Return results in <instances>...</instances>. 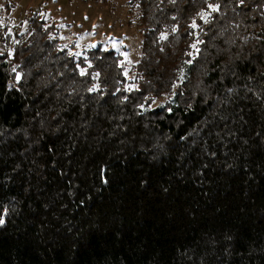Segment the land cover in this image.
<instances>
[{"label": "trees", "instance_id": "obj_1", "mask_svg": "<svg viewBox=\"0 0 264 264\" xmlns=\"http://www.w3.org/2000/svg\"><path fill=\"white\" fill-rule=\"evenodd\" d=\"M127 4L132 78L0 15V264H264V0Z\"/></svg>", "mask_w": 264, "mask_h": 264}, {"label": "rangeland", "instance_id": "obj_2", "mask_svg": "<svg viewBox=\"0 0 264 264\" xmlns=\"http://www.w3.org/2000/svg\"><path fill=\"white\" fill-rule=\"evenodd\" d=\"M17 5L9 13H0L3 23L24 34L28 28L25 15L34 8L48 22L55 23L61 44L75 56L101 45L122 56V65L132 78L133 65L140 54L141 35L137 19L129 12L128 0H13ZM12 85V82L9 83ZM164 98L154 102V105Z\"/></svg>", "mask_w": 264, "mask_h": 264}, {"label": "snow or ice", "instance_id": "obj_3", "mask_svg": "<svg viewBox=\"0 0 264 264\" xmlns=\"http://www.w3.org/2000/svg\"><path fill=\"white\" fill-rule=\"evenodd\" d=\"M241 2H243V0H241ZM210 7L212 8V11H216L217 10V7L216 6L210 5ZM161 38L163 39L164 37H161ZM0 223H3V220L2 219H0Z\"/></svg>", "mask_w": 264, "mask_h": 264}]
</instances>
